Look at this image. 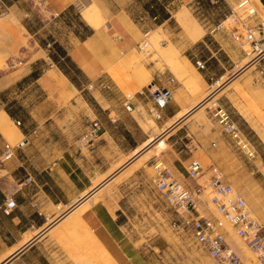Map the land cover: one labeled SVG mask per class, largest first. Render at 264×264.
<instances>
[{
	"label": "crops",
	"instance_id": "crops-1",
	"mask_svg": "<svg viewBox=\"0 0 264 264\" xmlns=\"http://www.w3.org/2000/svg\"><path fill=\"white\" fill-rule=\"evenodd\" d=\"M1 1L6 6L5 17L12 14L21 27L19 29L30 37L28 41L37 47L34 51L37 55L28 61L27 69H23L19 77L14 78L11 72L0 75V91L17 86L19 93H24L35 85L44 94V103H48L33 109L14 98L9 107L1 109L13 123L14 120L21 122L17 126L14 123L18 132L13 139L21 134L27 141L10 159L0 163V171H3L0 173V264L7 258L5 264H206L207 253L189 246L187 239L179 238L165 228L149 233L140 227L149 222L134 214L138 211L139 199L136 198L141 185L138 173L141 171L151 178L147 171L154 167L158 158L152 155L139 165L142 156L137 154L151 140L150 135L156 133L153 126L143 128L134 115L139 105L147 104L144 102L146 97L136 95L130 100L133 108L126 110L123 95L116 99L109 97L119 90L111 89L100 76L121 52L135 48L141 35L153 25L177 21L186 32L183 49L193 46L199 49L184 52L183 58V80L194 92L170 73L167 78H162L159 84L170 88L172 97L161 111L157 127L162 128L168 121L174 122L184 109L211 90L215 91L218 104L248 123L235 105L242 101L234 87L256 89L261 94L260 105L264 107V76L260 73L264 68V53L239 75L229 79L239 68L237 62L243 60L242 48L228 29L207 31L185 7L179 10L174 7L176 2L193 0ZM24 2L30 4L28 8L23 6ZM21 4L24 9L19 14L17 10ZM253 4L257 9L256 22L262 23L258 44L264 46V0L253 1ZM90 6L95 7L97 16L87 20L82 12ZM71 12L78 15L79 22L71 23L69 43L60 42L54 34L43 40L36 37L53 20L55 23ZM32 13L39 17V27L32 26ZM153 14L157 19L152 17ZM26 17L30 22L25 21ZM4 23L0 18V50L13 52L19 43L17 30L15 24ZM54 43L65 50L72 66L84 77V84L110 89L100 94L101 100L93 96L92 107L81 97L79 104L83 101L89 110L84 107L79 110V105L64 109L58 102L64 96L78 93L80 85L49 57L46 46L52 47ZM194 60H201L204 68H198ZM33 72L38 73L32 77ZM170 77L175 78L174 82L168 81ZM248 77L252 78L253 85L248 82ZM61 109L77 112L72 120H61ZM80 115L85 116L81 119ZM205 116L208 127L197 126L191 114L184 117L183 124L170 136L179 135L183 128L182 137L189 139L185 146H198L210 168H223L224 152H230L238 161L241 156L236 152L233 140L223 133L213 110L206 109ZM96 118L101 124L100 135L91 146H81L78 137L87 123ZM53 127L59 128L58 135L43 136L42 130L46 132ZM37 133L39 136L34 139ZM2 134L0 131V156L7 143ZM35 141L39 144L37 148ZM177 157L172 156V160L165 163L181 177L183 174L174 163ZM179 161L184 166L182 163L186 160L179 158ZM9 198L16 203L6 214L3 208ZM188 256L194 258L192 263L185 259Z\"/></svg>",
	"mask_w": 264,
	"mask_h": 264
},
{
	"label": "rangeland",
	"instance_id": "rangeland-1",
	"mask_svg": "<svg viewBox=\"0 0 264 264\" xmlns=\"http://www.w3.org/2000/svg\"><path fill=\"white\" fill-rule=\"evenodd\" d=\"M240 1L241 0H222L219 3H206L205 0L203 2L193 0L190 3L176 2L174 5L175 9L178 10L185 7L187 12L196 19L200 27L207 31L211 30L216 25V22H218L221 23L219 28H226L231 32L233 40L242 48L241 56L243 57V60L237 62L239 68L234 73H237L235 76L244 71L246 68L242 71H240V69L245 67L254 59V56L261 52H256L253 49L251 41L246 38V28L241 24L242 22L250 24V26L251 24H257L255 19L257 15L253 18L247 16L246 12L237 7V4ZM251 1L252 3L253 1L258 2V0ZM29 5L30 4L27 2L23 3L24 7L26 6L28 8ZM231 8H233L235 12V14L232 15V20L223 22L231 14ZM22 9L24 8L21 4L17 13L21 14L23 11ZM6 12L7 10H0L1 21L6 24H15L19 43L13 49L15 50L13 52L4 51V49L0 50V75L11 72L14 74V78H17L23 73V69H27L28 61L37 55L34 53L37 47L28 41V38L30 37L26 34L24 35L23 30L19 29L21 27H19V23L15 20L12 14L5 17ZM35 12L39 16L38 11ZM82 15L85 19L90 20L94 16H97V10L95 7L90 6L82 12ZM38 16H34L32 13L30 17L32 26L35 25V27H39L38 24L41 23V21H39ZM27 20L28 19L26 17L25 21L30 22ZM54 21L55 20L47 25L46 28L41 29L36 34V37L43 40V38H48V35L51 36L54 34V37L60 42L65 44L69 43L68 35L71 31L72 24L79 22L78 15L71 12V14L66 18L57 20L55 23ZM253 32L255 38L258 39L260 37V33L257 32L256 28H253ZM184 34H186V32L177 21H172L165 25H153L150 30H147V32L142 34L137 46L127 52H121L112 64L106 66L104 74L100 76V78H104V80L111 85V89L116 88L119 90L117 93L110 94L109 97L116 99L120 97V95H123V98L128 97L130 100H133L136 95L143 97V95L139 94L140 91L143 90L146 94L147 89L150 88L151 85L154 83L158 85L162 78L168 77V73L184 82L186 87L191 92H194V89L183 80L185 69L183 58L184 52H197L199 49H196L195 46H193L191 49L184 50ZM143 42L146 43V47H142ZM46 49H51V45L46 46ZM245 61H247V64L244 63ZM64 68L68 71L69 75L74 78L75 82L80 85L78 93L74 92V94H70L59 99L58 102L64 109L68 106L72 108V105H79V110H82L83 107L89 110V107H92L91 103H94L93 96L97 100H101V97H99L100 94H104V90H110L99 89L98 87L96 88L93 86L90 87L84 84V77L81 73L76 72L75 68L68 64H64ZM252 69L253 67L248 71V73ZM157 74H159V76H157ZM234 74L231 75L232 78L235 77ZM248 82L250 85H253L254 83L251 77H248ZM98 85H100V83H98ZM17 88L20 89L16 86V88H9L7 90L0 91V110L4 107H9L12 100L15 99L19 100L21 103L24 101L26 106L28 105V107L33 109L38 106H44L48 103V101L44 103V94L36 88L35 85H31L30 89H26L24 93H19ZM234 91L242 101V103L237 102L235 105L244 115L248 123L240 119L239 116L232 112L231 109L230 114L240 130L241 136L254 148V157L249 159L234 145L236 152L239 153L241 158L237 161L236 159H233L230 152H224V160L222 164L223 168H220V170L224 174L225 181L231 184L233 189L245 199L248 208L264 226V107L260 105L261 94L257 92L256 89L250 87V89L243 90L242 87L237 85L234 87ZM2 93L4 94L2 95ZM215 95L214 90L205 93L201 98L197 99L190 108L184 109V113L190 112L194 106L199 104L196 109L189 113V116L192 114L191 119L197 126L208 127L209 121L205 116V110H214L216 106L214 103L219 101ZM81 97L86 102L88 101L90 105L89 107L82 101V99V105L79 104ZM6 101H8V103H6ZM144 102L147 104L139 105L137 111L134 112V115L139 120L143 128L147 129L150 126H153L156 135L151 134V140L139 150L137 156H142V159L138 164L142 165L146 159L154 155L158 158V162L163 161V165L167 168L169 167L168 169H170L169 164L165 163V161L168 160V162H170L172 160V156L178 155L179 158L186 160L182 163L184 166L179 163L180 161L178 157V159L174 161L183 176L177 177L171 170L172 175L182 181L185 180L187 182L194 183V180L189 178L186 168L192 159L199 160L203 167V173L196 180L203 188L199 204L200 213L213 218L220 224L227 241L237 251V253L244 260H246L247 264H257L255 254L245 246L236 234L235 230L231 227L230 223L224 219L210 200L213 191L208 183L212 174V168L208 167L209 162L204 153L196 145L185 146V143H188L189 139L188 137H182L183 133L181 131L184 130L183 128L178 132L180 133L179 135L175 134L170 136L171 132H175V130L183 124L182 120L184 118H180L181 120L179 119L180 121L173 127L170 126L173 121H168L165 126L158 128L156 125V123H158V119H155L148 112V108L151 107V102L147 98L144 99ZM202 102L204 103L202 104ZM226 106H228V104ZM65 111L66 110L61 109V112H59V119L72 120L73 116L77 112H71V110H68L67 112ZM84 116L85 115H80V118L82 119ZM166 128L170 129L167 133L161 135ZM58 130L59 128L53 127L51 129L48 128L46 132L42 130L41 133L43 136L47 134L48 136L55 137L58 135ZM2 135L6 139V142L11 145L16 144L23 138L21 134L17 135L14 139H9L4 134ZM38 136L39 134L37 133L36 137L33 138L35 139ZM161 138L164 144L160 146V149L158 150L155 145L158 143L159 139L161 140ZM34 147H39L38 141H35ZM152 149L155 150V152H153ZM148 153L149 157L145 158V154ZM121 166H119V168ZM2 172L3 171H0V173ZM154 172V167L149 168L147 171L149 177L151 176V178ZM138 177V181L141 185L140 194H137L138 198H136L139 199L137 200L138 211L134 214L148 219V224H142L140 226L143 231L146 230V232L149 231V233H154L159 228H165L169 232L177 234L179 238L187 239L186 243H189L188 245L192 248L195 246L199 249L200 247L195 244L187 231L177 232L171 226V223L178 219V215L175 210L160 196L159 192L155 190L153 184L151 183V178H147L146 174L141 171L138 173ZM133 200L134 198L131 199V201ZM185 259L191 260V263L194 261L192 256H188V258ZM211 263L215 264V262L209 257L206 264Z\"/></svg>",
	"mask_w": 264,
	"mask_h": 264
},
{
	"label": "built area",
	"instance_id": "built-area-1",
	"mask_svg": "<svg viewBox=\"0 0 264 264\" xmlns=\"http://www.w3.org/2000/svg\"><path fill=\"white\" fill-rule=\"evenodd\" d=\"M213 1V0H212ZM215 2V1H213ZM237 7L247 13L249 17H255L257 10L251 0H241ZM6 6L0 0V10H5ZM234 9L231 8V14L234 15ZM246 28V38L252 43L253 49L260 50L259 40L255 38L253 28L257 32L262 29V23L250 24L241 23ZM221 23L216 24L212 29L219 28ZM263 51L257 56H261ZM256 56V57H257ZM196 66L204 68L201 60H196ZM264 76V68L260 70ZM174 77L168 81L174 82ZM150 102L151 107L148 112L155 118L160 119L161 111L167 106L172 97V91L165 85L155 83L144 91L139 92ZM216 104L213 110V116L222 127V130L232 140L234 145L243 152L249 159L254 157V148L241 136L235 121L232 119L230 112L222 105ZM126 110H131L133 105L130 99L125 97L124 102ZM16 125H20L19 120H14ZM101 124L96 118L87 123L86 129L78 137V143L81 146H91L100 135ZM26 138H22L16 144L11 145L8 142L4 145V150L0 156V163L10 159L15 150L21 149L26 144ZM154 174L151 178L156 191L165 202L171 206L178 215V219L171 223V226L177 231H187L196 245L204 250L215 264H247L237 251L227 241L220 224L213 218L201 214L199 204L201 201L202 185L198 183L197 178L203 173V167L199 160L192 159L186 172L194 180V183L182 181L172 175L170 169L163 165L162 161H157L154 165ZM209 186L213 194L211 202L228 221L235 230L241 241L256 257L257 264H264V226L258 218L248 208L245 199L237 193L231 184L224 179L223 172L218 168H212V174L209 178ZM15 200L9 198L5 200L3 211L8 214L15 207Z\"/></svg>",
	"mask_w": 264,
	"mask_h": 264
},
{
	"label": "bare ground",
	"instance_id": "bare-ground-1",
	"mask_svg": "<svg viewBox=\"0 0 264 264\" xmlns=\"http://www.w3.org/2000/svg\"><path fill=\"white\" fill-rule=\"evenodd\" d=\"M227 20H232V15H229V17H227V19H225V21L224 22H226ZM2 26V25H1ZM4 27V26H3ZM12 32V31H11ZM12 34V33H11ZM9 37V36H8ZM4 38H6V36L4 37ZM7 39V38H6ZM5 39V40H6ZM142 47H146V43L145 42H143L142 43ZM263 49H264V46H261V48H260V50L258 51V52H262L263 51ZM260 52V53H261ZM260 53H258V54H260ZM257 54V55H258ZM2 62V61H1ZM247 61H245L244 63H246ZM247 64V63H246ZM7 66V65H6ZM246 68H248V67H246ZM51 72V71H50ZM53 72V71H52ZM51 74H53V73H51ZM56 82V81H55ZM205 102V101H204ZM204 102H202V104L204 103ZM196 105V104H195ZM205 105H207V104H205ZM185 114H187V113H181V114H179L176 118H175V121L174 122H176L177 120H179L180 118H182ZM174 122L170 125V126H172L173 124H174ZM17 126V125H16ZM16 126L14 125V123L11 121V119H9V117H8V115L3 111V110H1L0 111V131L7 137V138H9V139H12L13 137H14V135H16L17 134V132H18V130H17V128H16ZM164 144V142H163V140H162V138H161V140L159 139V141H158V143H156V145H155V147H157V149L159 150L160 149V146H162ZM156 149V150H157ZM152 151L153 152H155V150H153L152 149ZM146 157H149V153L148 154H145V158ZM29 240V239H28ZM28 240H26V241H28Z\"/></svg>",
	"mask_w": 264,
	"mask_h": 264
},
{
	"label": "trees",
	"instance_id": "trees-1",
	"mask_svg": "<svg viewBox=\"0 0 264 264\" xmlns=\"http://www.w3.org/2000/svg\"><path fill=\"white\" fill-rule=\"evenodd\" d=\"M199 2H203L204 0H197ZM206 3H213V1H215V3H219L222 0H205ZM150 13H153L152 10H150ZM152 17H155V19H157L156 14H153ZM216 24H218V22H216ZM49 57L55 62L57 63V65L62 69V71L68 75L70 77V79L75 82L74 78L71 77L68 73L67 70H65L64 68V64H68L70 66H72V64L69 61V58L66 56V52L65 50L58 44V43H54L51 47V49H49L48 52ZM63 58V59H61ZM193 62V61H192ZM194 63L196 64V60H194ZM73 67V66H72ZM74 68V67H73ZM76 70V69H75ZM76 72L80 73L78 70H76ZM38 72H33L32 73V77L36 76ZM8 112L9 115H12V113L8 110H6ZM20 121V120H19ZM21 123V122H20Z\"/></svg>",
	"mask_w": 264,
	"mask_h": 264
},
{
	"label": "water",
	"instance_id": "water-1",
	"mask_svg": "<svg viewBox=\"0 0 264 264\" xmlns=\"http://www.w3.org/2000/svg\"><path fill=\"white\" fill-rule=\"evenodd\" d=\"M264 53V52H263ZM262 53V54H263ZM259 58V56H257L256 58H254L251 62H249L245 67H243L242 69H240V71H242L244 68H246V67H248L253 61H255L256 59H258ZM239 71V72H240ZM237 74V73H236ZM236 74H234V76L236 75ZM232 78V77H231ZM230 78V79H231ZM215 92V91H214ZM199 106V104H197L196 106H194L191 110H190V112H188L184 117H186L187 115H189V113H191L194 109H196L197 107ZM184 117H182L181 119H183ZM180 119V120H181ZM180 120H177L171 127H173V126H175ZM170 127V128H171ZM170 128H166L165 130H164V132L161 134V135H163V134H165V133H167V131L170 129ZM107 179H109V178H107ZM106 181V180H105ZM104 181V182H105ZM103 183V182H102ZM99 187V186H98ZM9 258H7L6 260H4L1 264H5L6 263V261L8 260Z\"/></svg>",
	"mask_w": 264,
	"mask_h": 264
}]
</instances>
